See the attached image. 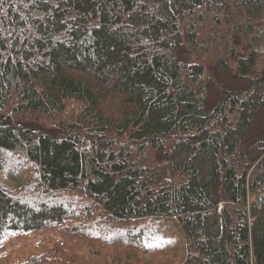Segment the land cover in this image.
Here are the masks:
<instances>
[{
    "label": "trees",
    "instance_id": "trees-1",
    "mask_svg": "<svg viewBox=\"0 0 264 264\" xmlns=\"http://www.w3.org/2000/svg\"><path fill=\"white\" fill-rule=\"evenodd\" d=\"M23 235L10 264H264V0H0V248Z\"/></svg>",
    "mask_w": 264,
    "mask_h": 264
},
{
    "label": "rangeland",
    "instance_id": "rangeland-1",
    "mask_svg": "<svg viewBox=\"0 0 264 264\" xmlns=\"http://www.w3.org/2000/svg\"><path fill=\"white\" fill-rule=\"evenodd\" d=\"M35 240L36 238L33 235L18 236L9 240L0 248V264H10L14 260L20 262L26 257L27 253H37ZM168 242L171 243V241ZM118 249L119 254L123 256V250ZM171 249L172 247L167 249L165 254L156 253L142 256L134 264H164L165 262L169 264L170 260L176 259L181 253L180 247L173 249L174 254L170 252Z\"/></svg>",
    "mask_w": 264,
    "mask_h": 264
}]
</instances>
